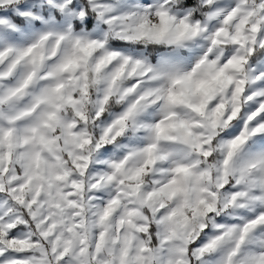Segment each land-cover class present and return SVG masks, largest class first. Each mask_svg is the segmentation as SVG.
<instances>
[{"label": "clouds", "instance_id": "9594fccd", "mask_svg": "<svg viewBox=\"0 0 264 264\" xmlns=\"http://www.w3.org/2000/svg\"><path fill=\"white\" fill-rule=\"evenodd\" d=\"M0 264H264V0H0Z\"/></svg>", "mask_w": 264, "mask_h": 264}]
</instances>
